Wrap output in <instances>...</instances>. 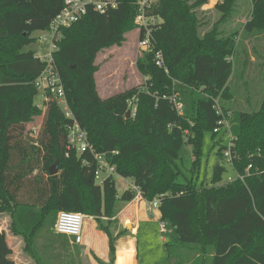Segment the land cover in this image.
Wrapping results in <instances>:
<instances>
[{
    "label": "trees",
    "instance_id": "16d2710c",
    "mask_svg": "<svg viewBox=\"0 0 264 264\" xmlns=\"http://www.w3.org/2000/svg\"><path fill=\"white\" fill-rule=\"evenodd\" d=\"M119 1L116 10L90 11L62 30L54 65L74 119L95 152L115 167L116 176L131 179L146 203L160 201V222L177 232V238L165 241L166 250L193 247L199 258L211 257L212 264H264V98L254 113H235L228 105L235 99L230 83L237 70L239 33L201 37L198 11L207 0H160L154 9L162 19L154 34L155 50L164 54L168 74L156 66L154 52H147L137 63L147 82L102 99L97 57L121 46L136 29L137 0ZM234 2L223 0L217 6L222 20L232 17ZM63 6L64 0H0V212L11 214V229L28 249L47 228L53 230L48 235L68 243L54 229L59 212L94 217L102 227L103 219L111 225L119 202L130 203L137 196L132 189L120 196L115 175L99 185L90 151L68 154V128L74 120L66 118L56 99L48 94L42 107L36 105L35 81L47 64L24 49L36 42L35 32L50 27ZM243 28L247 34L264 31V0H253ZM244 62L247 72L249 61ZM173 98L182 103V112ZM132 99L137 100L135 118L128 116ZM41 116L35 137L27 124ZM223 119L235 139L234 172L243 180L220 186L227 169L217 163L209 185L179 182L176 161L182 147L193 146L197 171L204 135L220 134L214 131ZM217 145L223 160L227 147ZM56 161L60 173L50 176ZM11 255L7 236L0 232V264H14ZM37 264L49 263L37 258Z\"/></svg>",
    "mask_w": 264,
    "mask_h": 264
},
{
    "label": "rangeland",
    "instance_id": "374dc122",
    "mask_svg": "<svg viewBox=\"0 0 264 264\" xmlns=\"http://www.w3.org/2000/svg\"><path fill=\"white\" fill-rule=\"evenodd\" d=\"M220 1L216 3L215 0H207V3L199 9L198 15L202 20V26L199 29L200 36L219 33V37L224 38L235 31L239 33L237 51L240 52L241 60L238 59L237 52L236 75L230 83L235 99L228 102V105L235 113H254L260 109L264 98V31L249 34L244 31L243 27L252 14L253 0H235L232 17L224 20H222V13L217 9V6L223 2V0ZM44 37L45 34L35 32L33 38L36 39V42L27 46L24 51H34L41 57L47 56L51 43L44 42ZM145 53L138 47L137 31L128 33L121 46H114L99 53L96 60L98 67L96 82L98 93L102 99L111 98L147 82V77L143 76L137 68L138 61L143 58ZM246 59L249 61V68L247 72H244V60ZM44 100V94L39 92L36 97V105L42 107ZM42 121L43 116L35 118L27 124V132L37 128ZM227 130V128H223L220 134L215 137L211 132L205 133L202 159L197 171L193 170V146L184 145L182 147L176 161L180 169L179 182L185 183L193 180L198 186H201L203 182L209 185L217 163L227 169L220 186L229 184V178L235 179L233 154H231L232 161L226 160L224 153L223 160H220L217 155L219 149L217 143L220 142L222 146L228 148L230 134L227 133ZM59 173L60 169L57 175ZM115 180L120 196L126 190L132 189L131 179L115 175ZM135 201L137 200L135 199ZM124 203L117 204L110 222L111 225H108V219H103L104 224L101 227L94 217L86 216L81 244H75L68 237V243L60 241L54 235H48L47 231L52 228H47L46 231L37 235L28 249L26 240L22 236L16 235L11 229L13 220L9 212H0V232H5L7 236L14 264H37V258L49 264H113L114 254L111 252V241L114 240L115 252H117L124 243L133 237L131 234L132 223H137L139 228L137 231L138 241L140 240L137 246L139 264H212L211 257L202 256L199 258L192 249L193 247H172L169 251L166 250L164 240L171 242L177 238L176 229L168 225L166 232L163 233L158 213L152 209L150 204L140 203L142 209L136 220L134 217L126 215V211L129 212L131 209L129 207L126 210ZM123 231H127L128 235L123 236ZM60 238L65 239L64 236H60ZM93 242L94 245L88 244ZM124 256H128L130 264H133L134 247L126 249Z\"/></svg>",
    "mask_w": 264,
    "mask_h": 264
},
{
    "label": "built area",
    "instance_id": "2783aa9c",
    "mask_svg": "<svg viewBox=\"0 0 264 264\" xmlns=\"http://www.w3.org/2000/svg\"><path fill=\"white\" fill-rule=\"evenodd\" d=\"M159 1L160 0H137L135 2V31L138 32L139 49L142 50L144 53L154 52V61L156 66L159 69L164 70L168 74V68L165 62L164 54L161 50H155L156 39L154 37V34L162 23V19L154 15V9L159 3ZM218 1L220 0H215L216 3ZM119 6V0H64V6L61 12L54 18L50 27L46 31L41 32L45 34L43 41L51 43L50 51L45 57L37 55V58L41 62H45L47 66L44 72L35 81V87L39 92L43 93L44 96H47L49 94L54 99H56V101L62 108L66 118L74 120L73 124L68 128V154H70L71 151H76L78 154L81 155L90 151L93 154L94 160L98 165L97 171L95 172V178L99 185H103L106 179L116 175V169L106 160L103 154L95 152L93 147L89 144L87 132L83 128H81L78 122L74 119V116L68 106L65 90L62 85L60 76L55 69L53 54L57 50L58 43L61 39L62 30L64 28H68L73 24L81 21L84 17L89 14L90 11L105 13L111 10H116ZM173 101L176 103L177 109L182 112V103L177 102L176 98H173ZM128 106V115L130 117L135 118L137 115V100L132 99L131 101H129ZM218 108L220 107L218 106ZM220 113L222 114L221 110ZM230 115L231 114H229V116ZM219 125L221 126L214 131L215 133H220L223 128H227V133L229 132L230 134V143L228 145L227 150L224 151V155L226 160L232 161L231 149L234 145V138L232 137V134L230 132L229 122L226 119H223L222 121H220ZM40 128L41 125H39L37 128H34L31 131L32 135L37 137ZM250 168L251 167H249L248 170ZM238 179L243 180V176L236 174L234 180L232 178L228 179V183L235 182ZM132 190L137 193V196L135 198L137 201L144 200L139 188L132 186ZM150 205L152 209L158 210L160 206V201L156 200L153 203H150ZM85 219L86 216L80 213H71L64 211L59 212L57 215V220L54 229L58 234L67 236L75 244H81L83 240ZM160 223L161 230L163 233H165L168 224L165 222ZM135 256L133 258V264H135L136 261Z\"/></svg>",
    "mask_w": 264,
    "mask_h": 264
},
{
    "label": "crops",
    "instance_id": "0c3cea01",
    "mask_svg": "<svg viewBox=\"0 0 264 264\" xmlns=\"http://www.w3.org/2000/svg\"><path fill=\"white\" fill-rule=\"evenodd\" d=\"M132 186H133V181H132ZM141 202H144L146 203L144 200L142 201H133V202H130V203H124L126 205L125 209L127 210V208L130 207V211L127 212L126 211V215H128V217H134L136 220H137V216L140 215L141 213ZM157 211V210H156ZM133 212V213H132ZM158 213V211H157ZM158 217H159V214H158ZM160 218V217H159ZM126 219H127V216H126ZM133 224V230H131V234L133 237H131L129 239V241L127 243H124L123 247L119 248V250L116 252V255H115V262L114 264H130V260L127 259L126 256H124V251L126 249H128L129 247L133 246L134 249H135V254H136V261H135V264H139L138 262V257H139V253H138V250H137V246H138V243H140V240L138 241V232L139 231V228H138V224L137 223H132ZM131 226V224H130ZM98 237V235H97ZM136 238V239H135ZM126 239V238H125ZM166 241V240H164ZM89 242V240H88ZM89 245H94V242L93 243H88ZM119 257V259H118ZM117 259H118V263H117Z\"/></svg>",
    "mask_w": 264,
    "mask_h": 264
},
{
    "label": "water",
    "instance_id": "95a60500",
    "mask_svg": "<svg viewBox=\"0 0 264 264\" xmlns=\"http://www.w3.org/2000/svg\"><path fill=\"white\" fill-rule=\"evenodd\" d=\"M129 116V115H128ZM58 170H59V163L58 161H56L51 167H50V176H55L57 175L58 173Z\"/></svg>",
    "mask_w": 264,
    "mask_h": 264
}]
</instances>
